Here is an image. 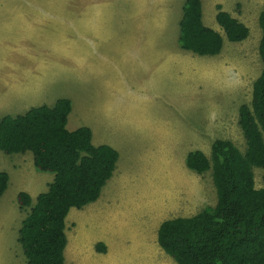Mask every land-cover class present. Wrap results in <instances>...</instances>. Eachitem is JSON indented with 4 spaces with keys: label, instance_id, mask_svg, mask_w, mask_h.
<instances>
[{
    "label": "rangeland",
    "instance_id": "rangeland-1",
    "mask_svg": "<svg viewBox=\"0 0 264 264\" xmlns=\"http://www.w3.org/2000/svg\"><path fill=\"white\" fill-rule=\"evenodd\" d=\"M114 1H111L113 7L115 6ZM132 1L117 0L115 6H126V9L123 10L125 14L119 13L121 15L119 17L123 18L124 22L129 23V25L134 23L132 21L137 17L129 14L130 6H135ZM232 1L227 0L224 4V10H229V7L235 2V0ZM237 1L236 6L232 9L234 16L248 26L250 33L247 39L240 42L229 41L223 29L214 21L223 38V46L219 54L198 55L187 50L186 52L191 53L190 56L194 58L192 61L195 67H190L191 63L188 62V59L175 64L176 67H181L182 74L180 79L174 77L172 83L169 77L176 70L166 69L164 63L168 61L167 58L163 59L159 66V68H165L162 72L164 79H162V84L156 87L158 94L152 96L155 108L149 113L154 112L161 117L162 119L158 120L160 123L167 126L171 124V133L177 131L178 134L179 130L183 132V134H178L179 137L176 138L178 142L176 143L158 141L156 143L146 138L131 140L134 135L131 133L137 128L133 125L135 122L134 114L130 113V109L145 113V105L141 103L132 104L130 101L133 98L130 96L121 97L119 100V98L109 95H99L98 89L95 93L89 75L92 66L90 71L85 69L83 75L89 76V79L85 82L82 76L81 78L85 83L82 84L76 78L78 65H76V60L73 57H68L69 62H62L64 68L61 70H65L63 75L61 70L59 71L61 64L55 58L69 54L77 55V46L74 43L76 32L70 31L66 34L60 31L49 32V29L45 30L47 27L44 29L50 35L44 44L49 51L44 54L48 58H54L51 65L54 70L58 69L54 76L48 77L51 78V82L47 84V97H53V102L60 96H62L60 98H71L73 117L70 114L68 129L73 130L89 122L91 129H93L94 138L113 144L122 155L118 176L122 173L123 178L120 181V178H114L116 181L110 194L108 202L110 204H105L104 198L100 195L96 201L82 208H70L65 218L64 231L67 243L64 249V264H176L159 247L157 241L156 244L159 248L157 251H154L153 246H148L145 242L148 233L147 228L152 225L155 214L163 211V201H161L163 192L157 189L160 177L154 170L160 164L161 158L164 162L165 159L170 160L173 156L176 158L180 155L182 160L186 151L200 147L199 143L192 141L194 135L198 131L202 133L206 130L216 131L214 120L222 122V128H219L211 138L231 140L242 152L246 148L245 138L238 125V110L242 104L250 103L253 82L259 76L263 66L258 53L261 37L258 15L264 9V0ZM81 3L83 4V1L80 0L79 7L82 6ZM169 5L167 0L162 14L158 11L159 15H149L148 21L159 25V28L155 26L152 31L148 32V38L153 41L150 40L147 44L154 46V49L146 55V59L150 63L162 59L161 56L165 51L174 52L173 49L178 46L179 26L176 19L179 12L170 14L168 12ZM44 7L48 12L60 10L61 13H64L60 15L61 17H73L74 21L79 23L75 14L78 8V0H0V61H2L0 62V77L2 79L13 71L12 63L9 60H12L14 56L28 59L27 57L35 55V50L40 47L36 41L37 37H35L38 32H32L34 28L29 26V19L24 20L26 23L24 27L17 26L14 19L19 20L18 13L20 10L36 11ZM57 24L60 25L61 23L58 22ZM127 32L129 33H126L125 36H131L132 32ZM137 33L134 34L137 35ZM115 41L117 44L116 51L119 52L124 47L123 43L119 39ZM126 47L131 50L128 46ZM183 51L185 50L183 49ZM66 63L67 68L65 69ZM171 64L169 65L171 66ZM31 68L32 64L29 63L28 69ZM122 68L124 69L125 66ZM157 76L154 74V77ZM149 80L153 81L154 79ZM9 87L2 86L4 90ZM15 98L16 96L14 100ZM44 98V96L41 97V99ZM3 100L0 97V116L7 112V108H11L7 106L6 101L3 103ZM106 101L115 104L113 110L110 108V114L113 113L116 116L113 120L105 107L107 106L105 105ZM10 102L13 104L12 99ZM127 103L131 105L125 106ZM16 106L18 103L8 110L10 115L22 113V111L17 112L19 110ZM140 108L142 111L139 110ZM112 121L115 125L109 127ZM202 145L201 148H206V154L209 156L211 142L207 140ZM28 154L32 155L29 151ZM28 161V157L22 156L21 153L8 155L0 150V170L8 169L11 175L9 172L7 173L12 180H15L17 176V165L21 163L26 166ZM182 161L184 171L193 173L192 170L187 169L184 160ZM253 171L256 187H262L264 169L254 168ZM34 172L38 176H44L47 181L53 179L52 173L40 172L35 168ZM199 178L208 186V195L211 189L213 199L210 198L209 203L214 205L216 190L210 171L202 173ZM178 184H180L179 181H177ZM15 185L14 183H11L10 187L8 185L0 197V264H25L26 261L17 241V230L25 212L19 207L17 212L16 206L18 204L16 202L15 205L16 195L14 192L13 196L6 195L7 192L10 193L14 190ZM45 189H48V186L43 188V190ZM10 197H12V201L9 200ZM35 198L32 201H35ZM119 201L126 204L117 206ZM177 213L173 209L165 214V218H173ZM103 240L107 243L109 256L103 254L105 250Z\"/></svg>",
    "mask_w": 264,
    "mask_h": 264
},
{
    "label": "trees",
    "instance_id": "trees-1",
    "mask_svg": "<svg viewBox=\"0 0 264 264\" xmlns=\"http://www.w3.org/2000/svg\"><path fill=\"white\" fill-rule=\"evenodd\" d=\"M216 7L215 19L226 38L247 39L248 26ZM258 24L263 66L253 82L250 103L238 110L246 148L242 152L231 140L216 139L209 156L198 149L189 151L186 166L198 174L210 171L216 202L192 216L166 219L158 227L157 243L176 264H264V177L263 186L257 188L253 171L264 169V9ZM178 41L182 49L198 55L221 52L223 38L203 23L201 0H185ZM71 108L70 99L59 98L51 106L0 117V150L29 151L37 171L53 174L48 189L35 201L24 191L16 195L19 209L25 212L17 241L26 264H64L65 218L70 208L96 201L116 167L118 152L108 145H94L89 127L67 128ZM8 180V173L0 171V197Z\"/></svg>",
    "mask_w": 264,
    "mask_h": 264
},
{
    "label": "crops",
    "instance_id": "crops-1",
    "mask_svg": "<svg viewBox=\"0 0 264 264\" xmlns=\"http://www.w3.org/2000/svg\"><path fill=\"white\" fill-rule=\"evenodd\" d=\"M82 1L83 4L81 3L82 6L79 7L80 0H78V8L77 11H75L79 22L78 24L74 21L73 17H61L60 15L64 13H61L60 10L48 12L46 11V7L36 11L20 10V13H18L19 20L14 19L16 25L24 27L26 26L24 20L29 19V26L31 28H34V31L32 32H38L35 37H37L36 41L40 44V47L35 50V55L27 57L29 60L17 58L15 56L12 60H9L12 63V73H8V76H5L6 78L3 77L2 79V77H0V97L1 100L2 98L4 99L3 103L4 101H6L8 103L7 106L11 108L14 104L18 103V106L16 107L19 111L17 112L22 111V113L19 114H23L32 107L41 105L51 106L56 102L57 99L62 97L60 96L54 102L53 97H47V84L51 82V78L48 77L54 76L58 69L54 70L51 65L54 58H48L44 54L49 51L44 44L50 37V35L45 32V30L49 29V32L60 31L65 32L66 34L67 32L73 31L76 32L74 43H76L77 46V55L73 56L72 54H69L67 56L55 58V60L61 64V66L59 67V71L64 68L62 62H69L68 57H73L76 60V65H78L76 78L79 79L78 81L82 84H85L81 78L82 76L84 77L85 82H87V80L89 79V76L83 75L85 69H89L90 71L92 66V70L89 75L91 77L93 87L95 88V93L98 89L99 95H109L117 99L119 98V100H121V97L127 98L128 96H130V98H133V100L130 101L132 104H144L145 113H139L136 110L130 109V113L134 114L133 119L135 120V122L133 123V125L135 126V128H137L134 129V132L131 131V135L134 134L131 137V140L146 138L149 141L152 140L154 142H178L176 138L179 137L178 134H183V132L179 130L178 134L177 131L171 133V124H168V126L164 125L158 121L159 119H162L161 117L156 115L154 112L149 113L152 109L154 110L155 108L153 97L158 94L156 87H158L159 84H162V79H164L162 72L165 68H159L162 60L167 58L168 61L164 63V65L167 67V70H176L175 73H172L169 77L171 83L174 77L180 79L182 74L181 67H176L175 64H179L182 60L188 59V62L191 63L190 67H195V64L192 61L194 60V58L193 56H190L192 52H186L187 50L183 51V49L179 45V34L177 37L178 46L173 49L174 52L172 51L171 53V50L165 51L161 56L162 59L156 60L155 62L151 61L152 63H150L149 60L146 59V55L151 52L152 49H154V46L147 44V42L151 40L148 38V32L152 31L155 26L159 28L158 24L150 23L148 21L149 15H159L158 11L162 14L163 10L165 9V2L167 0H133L132 2H134L135 6H130L131 10L129 11V14L135 15L137 17L134 18V20L132 21L134 23H132L131 25H129V23L127 22H124V19L119 17L121 16L119 13L125 14L123 10L126 9V6L115 7L117 0L113 2V4L115 5L114 7L111 6L112 0H81V2ZM168 1L170 3L168 12L170 14L179 12L176 22L180 28V21L183 14V6L185 0ZM226 2L227 0H201L202 20L206 26L218 31L217 26L214 22L216 21V6L220 5L224 10V4H226ZM232 2H234V0ZM237 2L238 1L235 0L234 4L229 7V10L227 9V12L230 13L233 17L235 16L232 7L236 6ZM26 16H28V18H26ZM119 19L121 21H118ZM139 19L140 21H138ZM55 21H58L61 24L59 25L57 24L58 22ZM46 27L47 29H45ZM127 31L132 32L131 36H125L126 33H129ZM135 32H138L137 35L134 34ZM116 39L121 40L124 46L122 49H120L119 52L116 51ZM111 42H113L112 45ZM102 46L105 47L103 48ZM126 46L131 48V50H129ZM121 52L123 53L121 54ZM184 53L186 55L182 56L181 54ZM29 63L32 64V68L30 70L28 69ZM45 63L46 65H44ZM170 63H172L171 66L169 65ZM122 66H125V68L123 69ZM21 68H23V70H21ZM66 68L67 63L65 69ZM60 72L64 75L65 70H61ZM154 74H157L158 76L154 77ZM134 79H136V81H134ZM149 79L154 80L150 81ZM2 86L10 87L4 90ZM15 96L16 98L14 100ZM42 96H44L45 98L41 99ZM11 99L13 104H11L10 102ZM15 101H17V103H15ZM105 105H107L105 107L108 109L109 115L112 120L115 119V114H110V108H112L113 110V106H115V104L106 101ZM128 105L131 104L127 103L125 106ZM10 109L7 108V112H4L1 116L10 115L8 111ZM139 110H141V108ZM72 113L70 112L71 116L73 117ZM70 114L68 116V120L70 119ZM214 122L216 131L212 132L206 130L203 133L201 131H198V133L194 135L195 137L192 141L199 143L200 147H194L192 150L198 149L201 150L205 155H207L206 148H201V146H203L202 144H205L207 140L211 143L216 140L211 137L218 131L219 128H222V122H218L217 120H214ZM113 125H115L114 121L109 124V127ZM80 126H86L90 128L92 132V143L94 145H108L118 152V160L116 162V167L113 175L104 185L100 193V197L104 198L105 204L109 205L110 203L108 202L110 200V194L113 191L112 189L115 185L114 182L116 181V179L120 178V181L121 178H123L122 173H120V176H118L120 172L119 169L121 167L120 158L122 157V155L113 144L106 142L105 140H100L99 138H94L93 129H91L89 122L84 123ZM189 151H186L184 158H182V160H184V163L186 155ZM21 155L25 156L26 158L28 157L29 161L26 163V166L22 165L21 163L17 165L16 170L18 173L16 172L17 176L15 180H12L9 176V187L11 186V183H14L16 185L14 186V190L10 193L7 192L6 195L13 196L14 193L15 195H17L19 192L24 191L27 192L33 199L39 193L47 190H43V188L48 186V182H51V180L47 181L44 176H38L37 173L34 172L35 167L33 164L32 155L28 154V152L21 153ZM173 157L170 160L165 159L164 162L163 158H161L160 164L156 166V169L154 170L159 174L160 177L157 189H160L163 192V197L161 199V201H163V211L161 213L155 214L152 225L147 228L148 233L145 240L146 245L153 246L152 249H154V251H157V249H159L156 244L157 230L159 225L162 221L172 218H165V214L174 209V211L178 212L175 217L192 216L197 213L202 207L206 205H213V203H209L210 198L213 199L211 189L208 195V186H206V183L201 182L199 178L201 174H198L194 171L193 173H190L188 171V174L184 171L183 161L181 160L180 155H178V157L176 158ZM5 159L7 160V158ZM0 171L9 172L8 169H2ZM16 174L14 173V175ZM174 181L175 184H173ZM177 181H179L180 184L177 185ZM9 200L12 201V197H10ZM119 202L118 204H116L117 206H124L126 204L123 201H121L120 203ZM17 208L18 206H16V210L18 212ZM102 242L105 245L103 254H105V256H109L110 253L108 252L107 243L104 240ZM9 251L11 252V250Z\"/></svg>",
    "mask_w": 264,
    "mask_h": 264
}]
</instances>
